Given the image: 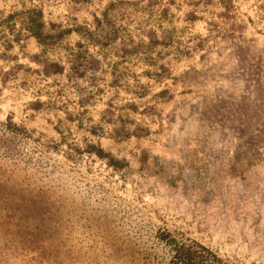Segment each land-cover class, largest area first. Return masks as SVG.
Segmentation results:
<instances>
[{
	"label": "rangeland",
	"instance_id": "obj_1",
	"mask_svg": "<svg viewBox=\"0 0 264 264\" xmlns=\"http://www.w3.org/2000/svg\"><path fill=\"white\" fill-rule=\"evenodd\" d=\"M162 233L264 264V0H0V264Z\"/></svg>",
	"mask_w": 264,
	"mask_h": 264
},
{
	"label": "trees",
	"instance_id": "obj_2",
	"mask_svg": "<svg viewBox=\"0 0 264 264\" xmlns=\"http://www.w3.org/2000/svg\"><path fill=\"white\" fill-rule=\"evenodd\" d=\"M30 25L29 33L36 39L42 40L44 36L40 31L42 24L38 23L36 19H30ZM160 239H163L166 244L173 248L170 264H220L221 262L214 253L197 243H178L165 233L160 234Z\"/></svg>",
	"mask_w": 264,
	"mask_h": 264
}]
</instances>
